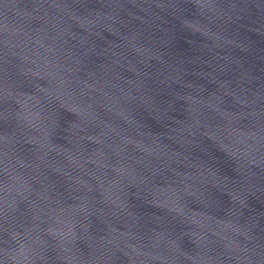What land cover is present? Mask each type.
I'll list each match as a JSON object with an SVG mask.
<instances>
[{
    "label": "water",
    "instance_id": "1",
    "mask_svg": "<svg viewBox=\"0 0 264 264\" xmlns=\"http://www.w3.org/2000/svg\"><path fill=\"white\" fill-rule=\"evenodd\" d=\"M0 264H264V0H0Z\"/></svg>",
    "mask_w": 264,
    "mask_h": 264
}]
</instances>
